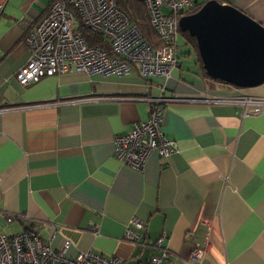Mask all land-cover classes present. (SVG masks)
I'll return each instance as SVG.
<instances>
[{"label": "crops", "instance_id": "crops-1", "mask_svg": "<svg viewBox=\"0 0 264 264\" xmlns=\"http://www.w3.org/2000/svg\"><path fill=\"white\" fill-rule=\"evenodd\" d=\"M51 2L0 0V233L33 230L56 250L69 241L70 257L91 250L152 264L159 252L151 245L166 231L171 256L158 264H264V112L200 101L264 99V84L211 82L190 56L194 67L180 58L167 80L134 68L124 77L72 72L22 86L15 75L31 57L24 36ZM226 2L264 26V0ZM162 86L176 98L162 127L177 151L153 153L138 171L115 158L114 137L148 119ZM134 217L146 223L144 244L124 239ZM196 244L206 257L189 263Z\"/></svg>", "mask_w": 264, "mask_h": 264}, {"label": "built area", "instance_id": "built-area-1", "mask_svg": "<svg viewBox=\"0 0 264 264\" xmlns=\"http://www.w3.org/2000/svg\"><path fill=\"white\" fill-rule=\"evenodd\" d=\"M137 1L144 6L160 46L147 42L138 25L120 8L118 0H52L46 14L36 23L28 25L24 42L30 49L31 57L16 72L19 84L26 87L45 77L72 72L103 78L124 77L131 74L134 68L144 79L171 78L179 64V20L210 0ZM218 1L227 3L226 0ZM81 25L102 36L109 50L100 45H89L79 32ZM161 91V95L149 99L147 120L134 123L128 133L114 137L115 158L138 171L143 169L153 153L167 158L177 151L176 141L168 139L162 127L167 104L176 101V98L166 95L165 86L161 87ZM200 101L239 105L244 115L264 112V99L247 95H207ZM145 228L143 220L132 218L124 239L141 243ZM167 239L168 233L163 231L151 245L159 252L151 258L152 264L169 260L171 254L165 245ZM207 240L208 236L206 244ZM69 247L70 242L65 241L63 248L56 250L33 230L13 236L0 233V264H127L117 256L105 257L91 250L70 257L67 254ZM206 254L207 247L196 244L187 256L188 262L200 263Z\"/></svg>", "mask_w": 264, "mask_h": 264}, {"label": "water", "instance_id": "water-1", "mask_svg": "<svg viewBox=\"0 0 264 264\" xmlns=\"http://www.w3.org/2000/svg\"><path fill=\"white\" fill-rule=\"evenodd\" d=\"M196 40L206 75L237 88L264 84V26L231 5L207 1L179 20Z\"/></svg>", "mask_w": 264, "mask_h": 264}, {"label": "trees", "instance_id": "trees-1", "mask_svg": "<svg viewBox=\"0 0 264 264\" xmlns=\"http://www.w3.org/2000/svg\"><path fill=\"white\" fill-rule=\"evenodd\" d=\"M118 4L120 8L129 16V18L138 25L142 35L147 40V42H149L151 45L155 47L160 46V41L158 39V36L149 24L147 13L142 3H140L137 0H118ZM201 6L199 5V7L191 11L190 14L198 11L201 8ZM79 32L87 40L89 45H100L104 50L107 51L109 50L108 44L105 42L104 38H102V36H100L99 34L94 33L89 29H86L82 25L79 26ZM181 34L185 37L188 43V49L185 52H182L181 55H179L178 53V59L180 60L182 56H189V57L195 56L196 60L201 65L203 76L210 80V78L206 75L205 70L202 66V61L198 52L196 40L192 38L188 33H181ZM211 82L228 85L221 81H211Z\"/></svg>", "mask_w": 264, "mask_h": 264}, {"label": "rangeland", "instance_id": "rangeland-1", "mask_svg": "<svg viewBox=\"0 0 264 264\" xmlns=\"http://www.w3.org/2000/svg\"><path fill=\"white\" fill-rule=\"evenodd\" d=\"M188 49V43L185 39V37L181 34V32H179L178 34V52L179 55H181L182 52H185ZM193 58L192 57H188V56H182L181 57V64L183 65V68H190V67H194V63L193 62Z\"/></svg>", "mask_w": 264, "mask_h": 264}]
</instances>
